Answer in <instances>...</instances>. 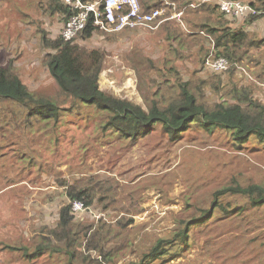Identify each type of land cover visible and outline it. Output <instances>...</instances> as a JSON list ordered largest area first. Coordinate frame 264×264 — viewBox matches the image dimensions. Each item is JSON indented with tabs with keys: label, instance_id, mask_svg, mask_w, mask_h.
<instances>
[{
	"label": "trees",
	"instance_id": "obj_1",
	"mask_svg": "<svg viewBox=\"0 0 264 264\" xmlns=\"http://www.w3.org/2000/svg\"><path fill=\"white\" fill-rule=\"evenodd\" d=\"M175 1L185 9L186 25L176 19L168 20L156 32L160 33L157 37L161 40L160 50L173 53V57L165 54L170 60L181 59L182 69L176 64L177 60L171 63L165 58L164 65L160 66L158 57L146 53L138 45L123 50L124 58L139 80L145 81L144 103L100 86L101 70L110 53L107 42L118 40L122 34L133 33L131 30L135 28L104 29L95 24L91 13L87 26L67 40L62 30L75 8L65 0H46L44 4L49 15L57 14L63 18L62 30L52 36L53 31L45 30L39 42L41 65L58 81L52 96L31 90L13 63L0 64V132L3 137L6 134L12 139V142L0 139L3 155L0 164L6 168L7 159L12 158L9 167L12 173H26L27 179L30 177L34 182L41 180L45 171L52 170L55 182L63 188L64 199L55 223L36 226L35 232L26 239L19 236L15 240L5 238L1 241L0 251L8 249L11 252V256L2 258V264H33L44 259V264H118V257L127 252L124 249L134 243L133 237L123 230L135 221L130 212H138L142 207L132 191L124 196L125 182L113 173V150L100 156L105 160L100 163L108 169L106 172H79L69 177L60 174L38 149L43 146L42 139L47 138L55 153L61 154V142L66 139L71 124L83 118L86 121L92 119L100 127L93 142L82 143L83 149L92 147L91 156L98 154L97 144L104 145L111 134L123 136L132 144L148 137L158 127L171 141L200 125L204 130L228 131L239 147L245 146L252 134L257 135L258 142L264 143V99L257 83V80H264V65L258 72L252 70L256 81H242L237 77L246 78V74H238L233 64L247 65L246 57L259 64L260 58L252 55L251 49L263 47L264 50V33L260 35L244 29L243 22L240 24L238 18L221 10L218 0ZM245 1L264 8V0ZM141 2L145 10L163 3L162 0ZM260 16L249 15L245 20L255 22ZM95 39H101L103 43L82 44V41ZM222 56L232 61L227 70L217 69L212 64ZM166 69L168 71H163ZM210 92L218 98H210ZM5 102L19 107L9 109ZM14 134L23 137L25 143ZM67 140L73 138L69 136ZM120 147L123 148L122 144ZM241 174L242 171H236L228 180L213 183L194 196L191 194L177 217V230L168 238L158 237L141 251L142 258L126 264H167L188 250L191 227H203L212 232L213 225L219 220L234 214L244 216L247 211L264 207V180L249 177L245 181ZM13 177L14 183L26 179L15 181ZM31 189L27 185L11 194L21 197ZM77 200L89 207L84 216L74 209ZM1 203L2 200L0 206ZM91 210L103 215L95 219L89 215ZM109 217H113L112 220ZM9 225H0L5 236L11 234ZM135 246L136 243L133 250Z\"/></svg>",
	"mask_w": 264,
	"mask_h": 264
},
{
	"label": "rangeland",
	"instance_id": "obj_2",
	"mask_svg": "<svg viewBox=\"0 0 264 264\" xmlns=\"http://www.w3.org/2000/svg\"><path fill=\"white\" fill-rule=\"evenodd\" d=\"M45 1L0 0V64L13 63L31 90L52 96L58 88V81L41 65L39 42L45 30L53 31L50 36L57 34L63 26V18L57 14L49 15L45 11ZM257 28L264 30L260 26ZM157 30L137 28L131 30L133 33H127L129 36L122 34L118 40L107 42L110 53L101 70L102 89L144 103L145 81L139 80L135 70L124 58L123 50L138 45L146 53L158 57L159 65L163 66L164 58L170 60L165 54L170 57L174 55L166 49L163 52L160 50L161 40L157 38L160 33ZM82 42L87 46L103 43L101 39ZM254 54L261 62L256 65L248 58L244 67L252 77H255L252 70L258 72L264 65L263 47L256 49ZM175 60L170 61L172 63ZM176 64L181 69L184 67L181 59ZM243 73L246 74L245 71ZM246 77L250 78L247 74ZM240 78L247 81V78L237 77ZM259 91L264 99V91ZM216 97L217 94L210 92V98L217 99ZM70 103L71 101L68 102ZM5 107L11 109L19 106L5 102ZM193 128L176 141L169 140V136L159 127L148 137L140 138L132 144L123 136L111 134L104 145L97 144L98 154L91 156L92 147L83 149L82 143L87 140L93 142L100 127L92 119L86 121L83 118L78 123L71 124L66 139L61 142V154L55 153L47 138L42 139L43 146L38 149H41V154L50 164L59 169L60 174L69 177L72 173L77 175L79 172H106L108 169L101 164L105 160H101L100 156L107 150L114 151L111 160L114 162L113 173L125 182L124 196L132 191L142 207L138 212H130L135 221L123 230V233L133 237L134 242L124 249L126 254L118 257V264H126L130 260L142 258L141 251L151 246L158 237L168 238L177 230V217L191 194L194 196L213 183L228 180L236 171H242L241 176L245 181L249 177L252 180H264V143L258 142L256 134L251 135L245 146L239 147L228 131L204 130L200 125ZM14 136L23 141V137L19 138L17 134ZM69 136L73 140H67ZM0 139L2 142H12L6 134L3 137L2 132ZM2 158L0 153V161ZM11 160L12 158L7 159L6 168L0 164V225L9 223L11 231V234L5 236V230H0V248L1 241L5 238L15 240L22 236L26 239L35 232L36 226L55 223L64 201L61 194L63 188L55 182L52 170L45 171L43 178L34 182L30 177L27 179L26 173H12L9 168ZM12 177L15 181L26 179L14 183ZM27 185L32 187L30 192L22 193L21 197L12 195L19 187ZM9 195L11 196L7 198ZM89 215L96 219L103 213L95 214L91 210ZM105 217L108 219L106 214ZM112 218L109 217V220ZM9 256L11 252L2 249L0 264L3 262L2 258ZM46 259L49 262V258ZM45 262L44 259L33 264ZM167 264H264V207L247 211L244 216L234 214L219 220L213 225L212 232H207L203 227H191L188 250L180 258Z\"/></svg>",
	"mask_w": 264,
	"mask_h": 264
},
{
	"label": "built area",
	"instance_id": "obj_3",
	"mask_svg": "<svg viewBox=\"0 0 264 264\" xmlns=\"http://www.w3.org/2000/svg\"><path fill=\"white\" fill-rule=\"evenodd\" d=\"M75 8L67 25L62 30L63 37L72 39L78 31L86 27L90 14L93 13L96 25L110 30L119 31L126 27H141L146 29H156L163 21L172 18H181L184 13L179 9L174 0H165V4L160 7L144 9L141 0H65ZM222 11L235 17H246L248 15L264 16V8H258L250 2L244 0H218ZM212 64L215 68L226 70L229 67V60L226 57L215 59ZM264 87V82L262 83ZM82 201L74 202V209L85 210Z\"/></svg>",
	"mask_w": 264,
	"mask_h": 264
},
{
	"label": "clouds",
	"instance_id": "obj_4",
	"mask_svg": "<svg viewBox=\"0 0 264 264\" xmlns=\"http://www.w3.org/2000/svg\"><path fill=\"white\" fill-rule=\"evenodd\" d=\"M163 1V3H162V5H164L165 4V0H162ZM203 1H205V0H203ZM245 1V0H244ZM246 2V1H245ZM249 2V1H248ZM251 3V2H250ZM252 4V3H251ZM161 5V6H162ZM193 5H196V4H194L193 3ZM158 7H160V6H158ZM179 9H183L184 10V13H183V15L181 16V18H172V19H168V20H178L181 24H184L185 23V21H184V15H185V9L184 8H179ZM258 15H261V14H258ZM249 16V15H248ZM248 16H246V17H243V18H240V17H236V18H238V21H239V19H246ZM259 19H262L263 21H264V16L263 15H261L260 16V18ZM165 21H167V20H165ZM165 21H163L162 23H164ZM161 23V24H162ZM160 24V25H161ZM160 25L156 28V29H158L159 27H160ZM87 26V25H86ZM130 28V27H129ZM133 28H135V29H137V28H141V27H132V28H130V29H133ZM125 29V28H124ZM124 29H122V30H119V31H123ZM244 29H247V30H250L247 26H244ZM150 30H153V29H150ZM257 48H261V47H257ZM222 57H226V56H222ZM228 60H229V62H230V64H229V67L227 68V69H229L230 68V66H231V64H232V61L230 60V58H228V57H226ZM248 58L246 57L244 60L246 61ZM233 64H235L236 65V72L237 73H241V74H244L243 73V71H245L246 72V74L247 75H249L250 76V78H251V81H256V79H255V77H252V75H251V73L249 72V71H247L246 69H244V67L246 66V65H242V64H240V63H238V62H233ZM226 69V70H227ZM241 71V72H240ZM245 75V74H244ZM245 77H246V75H245ZM247 79H249L250 80V78L249 77H246ZM264 82V80L263 81H260V80H257V83H258V86L260 87V88H262V91H264V87L262 86V83ZM260 92V91H259ZM83 202V201H82ZM84 203V202H83ZM84 205H85V210H83V211H78V213L80 214V215H83L87 210H89V207L84 203Z\"/></svg>",
	"mask_w": 264,
	"mask_h": 264
},
{
	"label": "crops",
	"instance_id": "obj_5",
	"mask_svg": "<svg viewBox=\"0 0 264 264\" xmlns=\"http://www.w3.org/2000/svg\"><path fill=\"white\" fill-rule=\"evenodd\" d=\"M175 1V0H174ZM176 3L178 4L179 6V3L176 1ZM180 8V7H179ZM168 21V20H167ZM185 21V19H184ZM166 22V21H165ZM239 22L240 24L243 22L245 24V26H247L249 29H251V31H254L255 29L258 30L256 32H258L260 35L264 33V30L260 31V29H258L257 27L260 26L261 28H264V21L262 19H258L257 21L255 22H247V20L245 19H239ZM184 26L186 25V21L185 23L183 24ZM61 30H62V27H61ZM60 31V30H59ZM258 49L257 47H254L251 49V53L252 55H255V50ZM254 52V53H253ZM1 55V54H0ZM254 64V62H253ZM258 65V64H256Z\"/></svg>",
	"mask_w": 264,
	"mask_h": 264
}]
</instances>
